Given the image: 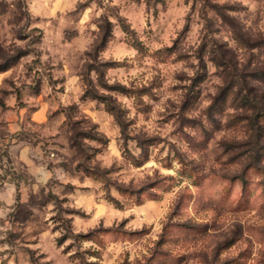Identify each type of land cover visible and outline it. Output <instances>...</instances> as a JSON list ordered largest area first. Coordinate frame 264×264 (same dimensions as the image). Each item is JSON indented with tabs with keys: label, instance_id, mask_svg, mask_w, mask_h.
I'll return each instance as SVG.
<instances>
[{
	"label": "rangeland",
	"instance_id": "obj_1",
	"mask_svg": "<svg viewBox=\"0 0 264 264\" xmlns=\"http://www.w3.org/2000/svg\"><path fill=\"white\" fill-rule=\"evenodd\" d=\"M0 47V264H264V0H0Z\"/></svg>",
	"mask_w": 264,
	"mask_h": 264
},
{
	"label": "trees",
	"instance_id": "obj_2",
	"mask_svg": "<svg viewBox=\"0 0 264 264\" xmlns=\"http://www.w3.org/2000/svg\"><path fill=\"white\" fill-rule=\"evenodd\" d=\"M122 29L125 32L129 31L128 25L124 23H122ZM107 37L108 35L104 33L96 41H94L92 46V51L87 54L91 63H94L96 61L95 56L99 53L101 47L106 42ZM27 53L28 52L19 49H14L11 50L10 52H6L4 49L0 47V72H3L6 69H8L10 66L15 64L20 58L27 55ZM91 63L88 62L84 66L85 69L82 74V79L85 82L86 90L83 92L82 98H90L102 103L105 109L107 110V112L111 114L115 123L120 128H122L123 123L121 121L119 109L115 101L110 96H106L104 94H98L95 91L94 87L92 86V81L90 79V73L94 72L97 75V80L100 87L105 91H115V92L123 91L122 86L116 84H108L102 79L103 72L105 71V69H109L112 63H102V64H91ZM69 109L71 110L73 108H69ZM65 117L70 131V136H69L70 147L75 150V152L81 159L86 158V149L83 141L95 142L102 146H105L107 144L108 142L107 139L101 132L97 130L96 125L90 123L85 124L83 120L80 121L77 118L73 119L71 116V112L68 110L65 113ZM257 117L259 118L261 116H257ZM258 118H257V123L259 122ZM81 123H84V125H81ZM257 123L254 122L253 125L255 126L256 133L258 132L260 133L261 126ZM139 144L141 147V145L144 144V141L140 140ZM256 145L257 144H255V149L252 154L253 160H255L257 156H259V148H257ZM78 168L83 169L84 172H86L87 174L92 173L91 170L92 168L86 167V164L83 162H80L78 164ZM114 186L123 193L131 192L128 189V187L122 184H118L115 182ZM108 199L113 203H116L111 196H108Z\"/></svg>",
	"mask_w": 264,
	"mask_h": 264
}]
</instances>
